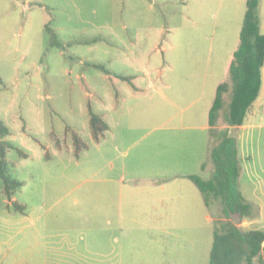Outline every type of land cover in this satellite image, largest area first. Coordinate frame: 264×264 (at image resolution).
Returning <instances> with one entry per match:
<instances>
[{
  "label": "rangeland",
  "instance_id": "374dc122",
  "mask_svg": "<svg viewBox=\"0 0 264 264\" xmlns=\"http://www.w3.org/2000/svg\"><path fill=\"white\" fill-rule=\"evenodd\" d=\"M245 9L246 0H0V118L8 173L21 182L13 200L25 207L0 189V264L209 263L225 214L185 175L213 170L208 113ZM89 107L107 125L98 141ZM249 130L239 189L254 204L250 228L264 230V126ZM72 133L87 145L78 155Z\"/></svg>",
  "mask_w": 264,
  "mask_h": 264
},
{
  "label": "trees",
  "instance_id": "16d2710c",
  "mask_svg": "<svg viewBox=\"0 0 264 264\" xmlns=\"http://www.w3.org/2000/svg\"><path fill=\"white\" fill-rule=\"evenodd\" d=\"M259 3L260 0H246L239 42L228 67L229 79L217 85L209 109V158L213 163V170L208 178L198 174L187 175L203 194L205 203L208 205L211 199L218 200L225 214V218L218 220L215 225L208 264H254L255 257H258L259 264H264V230L242 229L231 219L232 213H239L241 218L252 216L254 204L247 201L239 189L242 169L237 139L229 132V127L239 126L244 122L259 93L261 67L264 62V33L260 31ZM47 29L51 34V43L57 44L54 33ZM226 92L230 94L226 122L222 128H217L223 95ZM88 114L92 138L98 141L107 125L90 107ZM8 132L7 125L0 118V189L7 197L8 205L23 212L24 205H19L12 199L21 182L8 173L5 154L10 144L4 139ZM72 138L75 155H78L80 149L86 148L87 145L77 133H72ZM18 151L21 156H26L21 149ZM201 167L205 168V162ZM241 222L242 219L239 220V223Z\"/></svg>",
  "mask_w": 264,
  "mask_h": 264
},
{
  "label": "crops",
  "instance_id": "0c3cea01",
  "mask_svg": "<svg viewBox=\"0 0 264 264\" xmlns=\"http://www.w3.org/2000/svg\"><path fill=\"white\" fill-rule=\"evenodd\" d=\"M261 2H262V0L260 1V3ZM261 10H262V6L260 5V17H261V19H260V21H261L260 28H261V32L264 33V30H263V14H262ZM247 114L248 115H246V117L244 119V122L241 125L229 127V132L236 136L238 154H239V151H240V148H241L243 137H246V139L247 138L249 139L248 135H250V133L252 131V130H249V129H251V128L255 127V126H258V127H263L264 126L262 123L256 124L253 121L256 118H258V115H259V119L260 120L263 119V116H264V62H263V65L261 67V84H260V88H259V93H258L255 101L253 102V104L250 106ZM246 119H247V121H245ZM208 128H209V125H208ZM208 153H209V147H208ZM202 164H203V162L200 164V167H201ZM189 174H195V173H189ZM187 175L188 174H186L185 176H187ZM239 184H241V182ZM242 195H243V193H242ZM243 197H244V195H243ZM12 199H13V197H12ZM246 200L248 201V199H246ZM6 203L8 205L9 201L6 200ZM253 222H254V220H252V219L243 218L242 222L239 223V226L242 229H253V228H250V225Z\"/></svg>",
  "mask_w": 264,
  "mask_h": 264
},
{
  "label": "water",
  "instance_id": "95a60500",
  "mask_svg": "<svg viewBox=\"0 0 264 264\" xmlns=\"http://www.w3.org/2000/svg\"><path fill=\"white\" fill-rule=\"evenodd\" d=\"M232 221L234 222V224H238L239 223V220L235 217H231Z\"/></svg>",
  "mask_w": 264,
  "mask_h": 264
}]
</instances>
